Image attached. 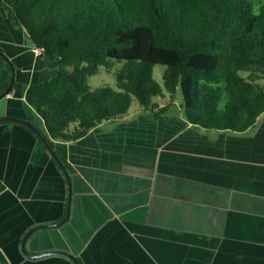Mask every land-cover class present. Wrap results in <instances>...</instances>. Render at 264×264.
I'll return each mask as SVG.
<instances>
[{
	"label": "crops",
	"instance_id": "crops-1",
	"mask_svg": "<svg viewBox=\"0 0 264 264\" xmlns=\"http://www.w3.org/2000/svg\"><path fill=\"white\" fill-rule=\"evenodd\" d=\"M0 53L13 67L0 119L31 121L30 85L58 61L35 49L0 6ZM6 62L0 58V83ZM168 97V96H166ZM153 102L158 107L167 98ZM171 103L105 121L49 152L21 125L0 122V264H264V114L244 132L206 131ZM30 122V123H31ZM70 198L67 220L65 218ZM78 262V263H79Z\"/></svg>",
	"mask_w": 264,
	"mask_h": 264
},
{
	"label": "trees",
	"instance_id": "trees-1",
	"mask_svg": "<svg viewBox=\"0 0 264 264\" xmlns=\"http://www.w3.org/2000/svg\"><path fill=\"white\" fill-rule=\"evenodd\" d=\"M0 6L30 45L58 61L53 77L26 90L51 148L50 140L73 143L120 120L132 101L153 115L178 101L186 121L206 131L244 132L264 114V6L256 9L253 0H0ZM0 58L1 98L11 90L5 93L13 67ZM115 63V88L91 89L88 78ZM155 66L164 67L161 84ZM166 96L163 107L153 102Z\"/></svg>",
	"mask_w": 264,
	"mask_h": 264
},
{
	"label": "water",
	"instance_id": "water-1",
	"mask_svg": "<svg viewBox=\"0 0 264 264\" xmlns=\"http://www.w3.org/2000/svg\"><path fill=\"white\" fill-rule=\"evenodd\" d=\"M13 81H14V75L12 74V78H11L10 84H9L8 88L6 89V91H5L6 94L10 90V88H11V86L13 84ZM0 122H12V123H16V124L25 126L26 128H28L29 130H31L35 134V136L41 142L42 146H44V148L49 152V154L51 155V157L54 160V162L57 164L59 169L64 174V176H65V178L67 180V183H68L69 196H70V182H69L68 174H67L65 168L63 167L62 163L59 161V159L57 158L56 154L54 153V151L52 150V148L50 147V145L46 141L45 137L42 135V133L32 123H30L29 121L24 120V119L14 118V117H5V118H1ZM69 200H70V198L68 197L65 218L62 220L61 223L55 224V225H51V226H58L60 224H63L67 220L68 213H69V203H70ZM46 227H50V226H37V227L31 228L24 235V237L22 238V241H21V249H22V252H23L24 256H26L28 258H35L36 259V258H40V257H43V256H49V255H62V256L68 257L73 262V264H79L77 259L74 256H72L70 254H67V253H64V252H46V253H43V254L37 255V256H29L27 254L26 249H25V243H26L27 239L29 238V236L33 232H35V231H37L39 229L46 228Z\"/></svg>",
	"mask_w": 264,
	"mask_h": 264
},
{
	"label": "rangeland",
	"instance_id": "rangeland-1",
	"mask_svg": "<svg viewBox=\"0 0 264 264\" xmlns=\"http://www.w3.org/2000/svg\"><path fill=\"white\" fill-rule=\"evenodd\" d=\"M254 1V6L255 8H259L261 6H264V0H253ZM120 67V63H115V65L110 69L107 70L103 67L100 68L99 72L88 78V85L91 89L97 88V87H111V88H115L116 86V81H115V71ZM164 71V67L163 66H155L153 68V78L154 80L161 84V79H162V73ZM264 83V81H263ZM166 101H169V98L166 97ZM179 100V98H177ZM157 100V99H156ZM158 100L160 102H164L165 101L163 99L158 98ZM173 105H176L178 107V101H174ZM130 109L131 111H134L136 109H138V104L136 101H132L131 105H130Z\"/></svg>",
	"mask_w": 264,
	"mask_h": 264
}]
</instances>
